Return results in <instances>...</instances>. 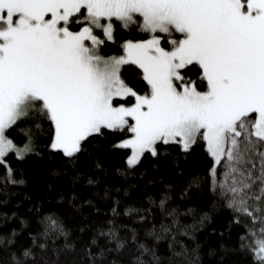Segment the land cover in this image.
<instances>
[{
	"label": "snow or ice",
	"instance_id": "6c2138e0",
	"mask_svg": "<svg viewBox=\"0 0 264 264\" xmlns=\"http://www.w3.org/2000/svg\"><path fill=\"white\" fill-rule=\"evenodd\" d=\"M119 28L146 38L119 41ZM105 41L120 54L104 55ZM125 65L137 66L139 82L125 78ZM110 133L115 143H100ZM40 138L50 159L75 169L91 156L103 173L108 152L123 149L116 171L125 179L138 169L144 177L150 158L153 168L170 158L183 176L180 159L202 146L210 160L180 195L206 190L209 211L220 204L243 227L235 247L221 244V260L238 251L264 264V0H0V192L25 182L9 154H42ZM87 184L90 195L62 192L64 208L40 209L26 243L16 238L29 225L23 217L0 231V264H199L177 240L189 228L182 212L193 209L175 203L171 185L128 202L121 192L131 184ZM85 206L96 215L73 234L66 218H85Z\"/></svg>",
	"mask_w": 264,
	"mask_h": 264
},
{
	"label": "trees",
	"instance_id": "16d2710c",
	"mask_svg": "<svg viewBox=\"0 0 264 264\" xmlns=\"http://www.w3.org/2000/svg\"><path fill=\"white\" fill-rule=\"evenodd\" d=\"M117 38L119 41L128 38L141 39L146 38V35L137 29H123L117 30ZM104 55L120 54L121 46L119 43L112 41H105L101 49ZM139 69L135 65H125L122 68V74L126 79H132L137 82L141 80L139 76ZM20 127H23L22 122H18ZM12 138L20 142L24 138V133L19 129L12 131L9 130ZM118 134L110 133L107 140L101 139L100 143L107 145L108 143H115ZM47 140L40 138L37 141V150L42 153L29 154L24 160H17L14 156L9 154L8 159L14 167H18L21 171L19 175L23 176L24 183L21 185H12L8 193L0 192V211L9 214L11 219L3 220L0 223V231H10L12 228L20 227V218L23 217L29 221V225L21 229L17 234V239L26 243L28 241V232L31 227L35 225V217L40 209L48 207L64 208L65 204H58L57 198L63 192L66 195H71L73 190L85 195H90L93 188L87 184L89 176H99L101 187L104 182L110 187L119 186L121 189L127 187L129 184L133 187L129 188V194L123 197L128 202L134 200L138 201L146 193L157 194L164 188L165 185H171L170 194L175 203L181 208H192V212H182L180 220L182 224H186L189 228L177 233V240L183 242L184 245L191 249H196L199 264H251L249 257L241 254L240 252H229L224 255L221 260L220 246L222 243L235 247L239 233L243 231V227L235 223H231V214L229 210L222 205L218 204L216 208L209 211L212 197L205 190L203 195L189 193L188 196H181L183 184L189 175L196 172H202L206 164L210 160L207 156L206 150L201 147H196L195 151L188 155L187 160L181 158L179 167L183 169V176L177 173V166L171 159L161 161L158 167L153 168L152 165L156 164L154 158L146 160L141 166L146 168L147 172L144 177L139 175V169L134 176L125 179L117 168L124 166L123 149H115L108 152L109 159L107 160V172L103 173L94 167V160L91 156L82 157L73 169L66 165L62 158L50 159L48 150L44 148ZM68 168L65 172L64 169ZM79 170L81 175L75 181L73 176L76 170ZM3 169L0 168V172ZM147 180H152L153 183L147 184ZM7 195V202H4V197ZM85 218L82 219L80 213H74L73 217L66 218L67 224L72 230L73 234L79 235L78 226L80 223H87L93 219L96 214L93 210L85 206ZM16 213L12 216V213ZM207 213L201 224V217ZM103 218L104 213L99 214ZM2 219V218H0ZM230 229V231H229ZM190 233V234H189ZM85 238L87 236L85 235ZM62 237L60 240L62 241ZM78 245L80 241H77ZM160 251L168 254V241L161 240L159 242ZM186 264V262H185Z\"/></svg>",
	"mask_w": 264,
	"mask_h": 264
}]
</instances>
